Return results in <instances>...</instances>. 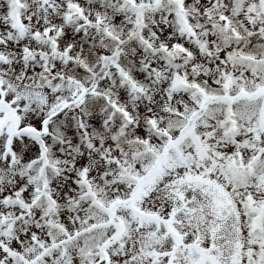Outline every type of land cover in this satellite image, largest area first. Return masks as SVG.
I'll return each instance as SVG.
<instances>
[{
    "label": "snow or ice",
    "instance_id": "1",
    "mask_svg": "<svg viewBox=\"0 0 264 264\" xmlns=\"http://www.w3.org/2000/svg\"><path fill=\"white\" fill-rule=\"evenodd\" d=\"M0 264H264V0H0Z\"/></svg>",
    "mask_w": 264,
    "mask_h": 264
}]
</instances>
